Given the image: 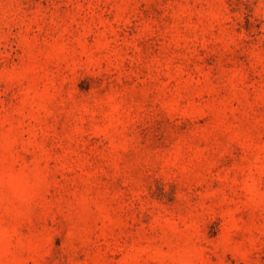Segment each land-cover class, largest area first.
Masks as SVG:
<instances>
[{
  "label": "rangeland",
  "instance_id": "1",
  "mask_svg": "<svg viewBox=\"0 0 264 264\" xmlns=\"http://www.w3.org/2000/svg\"><path fill=\"white\" fill-rule=\"evenodd\" d=\"M0 264H264V0H0Z\"/></svg>",
  "mask_w": 264,
  "mask_h": 264
}]
</instances>
